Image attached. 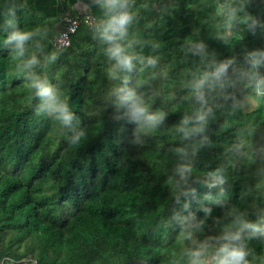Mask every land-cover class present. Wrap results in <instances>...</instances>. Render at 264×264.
Segmentation results:
<instances>
[{
  "label": "trees",
  "instance_id": "1",
  "mask_svg": "<svg viewBox=\"0 0 264 264\" xmlns=\"http://www.w3.org/2000/svg\"><path fill=\"white\" fill-rule=\"evenodd\" d=\"M74 2L0 0V264H188L189 225L202 222L194 234L211 253L236 216L264 218V96L253 102L248 86V54L264 51V0H121L133 14L121 41L131 68L100 35L107 0L82 14ZM222 5L239 10L230 27ZM67 12L95 22L59 52ZM16 28L38 30L19 59L6 41ZM32 54L70 124L29 86L20 63ZM229 61L201 101L194 83ZM129 90L161 114L154 125L133 118L121 100ZM218 169L225 183L210 186ZM243 242L249 264H264V233Z\"/></svg>",
  "mask_w": 264,
  "mask_h": 264
},
{
  "label": "clouds",
  "instance_id": "2",
  "mask_svg": "<svg viewBox=\"0 0 264 264\" xmlns=\"http://www.w3.org/2000/svg\"><path fill=\"white\" fill-rule=\"evenodd\" d=\"M111 5L109 8L110 15L106 23L100 31L101 37L109 43L108 53L116 61L120 67L131 68L135 57L126 51V46L121 43L124 40L128 25L133 20V14L127 10L121 0H107ZM238 9L235 7L221 6L220 12L226 16V24L230 27L238 16ZM255 23V21H253ZM38 31V30H37ZM37 31L22 30L19 28L11 31L6 41L12 48V57L14 59L23 58L26 53V45L32 40ZM57 54L52 53L50 60H55ZM249 64L251 69L248 73V86L254 91L255 95L251 97L255 102L257 97L264 96V74L259 72V68L264 66V51L254 50L248 54ZM40 63V59L36 54H32L27 59L20 63V67L29 69L24 73L29 86L36 89L35 95L41 98V106L47 109L49 114H55V118L65 124H70L74 118L66 99L63 98L60 90L46 82L40 77V74L35 72L34 67ZM148 63L155 64L154 58H149ZM229 62L219 63L212 72L205 73L199 80L194 83V88L197 91L198 98L203 101V88L209 79L220 80L228 71ZM133 118L146 123L149 126L155 124L161 118L160 113H152L149 111L148 105L143 102L142 98L138 96L135 90H129L121 97ZM199 118H203L201 115ZM187 123V119H185ZM182 174L190 171L188 166H184L181 170ZM211 179L208 181L210 186L223 185L225 177L218 169L210 173ZM223 191V189H221ZM202 222L194 225H189L185 232V239L191 242V247L185 250V255L188 258V264H249L247 259L248 251L243 237L246 232L264 233V218H259L256 221L245 218L244 214L235 217L232 224L226 226L223 232L215 237L216 247L214 251L209 253L210 245L206 241H200L195 237L194 229L198 228Z\"/></svg>",
  "mask_w": 264,
  "mask_h": 264
},
{
  "label": "built area",
  "instance_id": "3",
  "mask_svg": "<svg viewBox=\"0 0 264 264\" xmlns=\"http://www.w3.org/2000/svg\"><path fill=\"white\" fill-rule=\"evenodd\" d=\"M94 19L85 15L83 17H69L66 19V22L63 26L62 33H59L55 36L52 45L59 51L64 52L71 45V38L77 31L78 27L81 24L90 26L94 24Z\"/></svg>",
  "mask_w": 264,
  "mask_h": 264
},
{
  "label": "water",
  "instance_id": "4",
  "mask_svg": "<svg viewBox=\"0 0 264 264\" xmlns=\"http://www.w3.org/2000/svg\"><path fill=\"white\" fill-rule=\"evenodd\" d=\"M89 1H100V0H76V3L73 6V10L75 12H79L80 14L86 13L90 9L89 5L87 4V2ZM82 3L84 4V9H81L80 7V4ZM66 16L69 18L71 17V14L68 13ZM62 31H63V26L61 24H57L55 32L59 34V33H62Z\"/></svg>",
  "mask_w": 264,
  "mask_h": 264
},
{
  "label": "flooded vegetation",
  "instance_id": "5",
  "mask_svg": "<svg viewBox=\"0 0 264 264\" xmlns=\"http://www.w3.org/2000/svg\"><path fill=\"white\" fill-rule=\"evenodd\" d=\"M75 3H76V0H75L74 4H75ZM74 4H73V6H74ZM87 4L89 5V2H87ZM80 7H81V9H84V4H83V3L80 4ZM68 13H69V12H67L66 15H67ZM66 15H65V17L61 15V16L59 17V19H58L59 24H61L62 26H64V24H65V22H66V19L68 18Z\"/></svg>",
  "mask_w": 264,
  "mask_h": 264
},
{
  "label": "rangeland",
  "instance_id": "6",
  "mask_svg": "<svg viewBox=\"0 0 264 264\" xmlns=\"http://www.w3.org/2000/svg\"><path fill=\"white\" fill-rule=\"evenodd\" d=\"M244 108H247V109H249V108L247 107V104H246V103H244Z\"/></svg>",
  "mask_w": 264,
  "mask_h": 264
},
{
  "label": "bare ground",
  "instance_id": "7",
  "mask_svg": "<svg viewBox=\"0 0 264 264\" xmlns=\"http://www.w3.org/2000/svg\"><path fill=\"white\" fill-rule=\"evenodd\" d=\"M1 230V229H0Z\"/></svg>",
  "mask_w": 264,
  "mask_h": 264
}]
</instances>
